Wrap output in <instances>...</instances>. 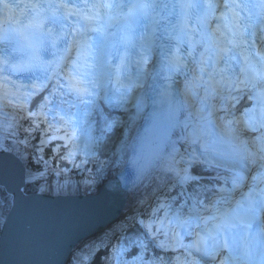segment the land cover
I'll return each instance as SVG.
<instances>
[{"label":"water","instance_id":"water-1","mask_svg":"<svg viewBox=\"0 0 264 264\" xmlns=\"http://www.w3.org/2000/svg\"><path fill=\"white\" fill-rule=\"evenodd\" d=\"M123 183L108 179L88 196L24 193L25 171L0 152V189L10 207L0 225V264H66L72 250L115 223L128 199Z\"/></svg>","mask_w":264,"mask_h":264},{"label":"rangeland","instance_id":"rangeland-1","mask_svg":"<svg viewBox=\"0 0 264 264\" xmlns=\"http://www.w3.org/2000/svg\"><path fill=\"white\" fill-rule=\"evenodd\" d=\"M103 81V79H102ZM65 82V83H64ZM62 83L65 85V87L63 88L66 92H64L63 95H65L66 93H69L71 94L72 97L70 98H66L68 100H73V104H71V110L70 111V116L68 115H64L62 113H59V111H57V116L62 118L63 119V122L65 121V125H68L70 127V131L73 132L74 131V134L72 136H76V137H81L82 135V129L84 127H86V123H88L89 125H93V119L90 118L89 116H87V105H89V102L88 101H96L98 99H100V96L99 94L97 95V93H99L100 90H98L96 87H95V84H94V88L92 87L91 89V93L88 92V91H84L83 92V96H81V94H78V93H74L72 91H70V89L66 88L67 87V84H66V80L62 81ZM78 94V95H77ZM65 97V96H63ZM105 100V99H104ZM126 99L125 102H120L121 105H125L126 103L128 102H131L133 100H128ZM106 101V100H105ZM111 101H116V100H112ZM78 102H84L83 105H79ZM107 103H110L108 101H106ZM132 103V102H131ZM129 108V106L127 105L126 108H124L125 110H122L123 112L126 111V109ZM135 110V108H133ZM84 111V112H83ZM77 112V113H76ZM53 115H55V113H52ZM12 115H15L17 116L18 118H25V115L23 114H12ZM126 117V116H125ZM139 117V116H138ZM138 117H136V120H133L132 121V125L130 126H127L125 127V131L123 133V135L121 136V138L119 140H117L114 145H115V150L113 151V153L107 157L103 163L100 164V167H98L97 169H93L91 172H90V175H87L86 173H84V175L82 176L83 177V180L85 181V183L87 184L88 186V190L93 193L96 189H98V187L100 185H102L107 179H109L112 175V173L115 171V169L118 167V164H119V161L122 159V151L124 150L125 148V144L130 140V137L131 135L133 134V131H134V127H135V123L137 122L138 120ZM75 120L77 122V127L75 128V130L73 129V127L71 126V123H69V121L67 120ZM63 125V124H62ZM5 125H1L0 124V146L2 145V147L5 149H7L8 151H10V149L12 150V153H15L14 150H17L18 148H14V144L13 142L15 141L14 139V136L9 132V130L7 129V127H4ZM178 129H180V126L177 127ZM87 130H89L88 128H85ZM182 129V128H181ZM48 130L50 131V129L48 128ZM181 132H183L181 130ZM83 133H86V132H83ZM58 134V133H57ZM4 138H3V137ZM6 136V137H5ZM34 137V135H31ZM2 137V138H1ZM75 139L70 141L71 144L73 145H76L75 144ZM212 141V140H211ZM40 144V143H39ZM193 146V145H192ZM70 150H71V153L76 155L77 153L79 152H88L91 150V148H93V146H88L87 144H85L84 142H79L77 144L76 147H72L70 146ZM14 148V150H13ZM23 150V148H21ZM6 150V151H7ZM36 152L40 154V147H39V150H38V147L36 148ZM208 155L205 154V152L202 153V159L199 158V160L195 161L193 164L190 165V167L188 166V168H192V167H195L197 165H202L203 163H219L218 162L219 160H217L216 158L212 157L211 155L209 157H207ZM181 161H182V158H179ZM74 160V159H73ZM217 160V162L215 161ZM177 162V161H176ZM35 166H37L36 163H34ZM53 166L50 165L51 169L50 168H45V169H42L44 170L43 172L40 171L38 172L37 174L39 175H42L44 177V181L43 183L38 187L41 190H43V187L42 186H45L46 185V182H49L51 179V174L50 172L53 173L54 170L52 169H55L57 170L54 166V164H52ZM174 166H177L176 163H173L171 165L172 168H174ZM68 166H66L67 168ZM187 166H185L182 170L183 172L180 173L176 179V176L174 175L175 174V171H173V169H164V168H161L160 171H158L159 169H156V172L153 173L152 175H150V178L149 180H147V182H145V184L143 185V187L145 188V195H146V199L148 201V206L145 208V209H149L151 210L149 214L152 213H156L157 210L161 211L162 210V203H161V200L160 198L162 193H164L163 191L167 189L168 186H170V184H173L175 181H179L180 184L183 183V180H187V179H190L189 176L184 172L186 170ZM51 170V171H49ZM184 173V174H183ZM57 174V173H56ZM62 175H67V171H63L61 174L57 175V176H61V178H63ZM27 177V181H28V178L32 177L31 174L28 173V175L25 176V178ZM48 178V179H46ZM176 179V180H175ZM72 183H68V185H73L74 184V181L73 179L70 180ZM31 188L33 190H35L32 185H30ZM42 187V188H41ZM47 188V187H46ZM155 188V189H154ZM71 188L69 189V192L71 193ZM139 192V191H138ZM236 193V191H235ZM139 196H140V193H138ZM155 195L157 197V199L155 198ZM7 196V195H6ZM221 197H225V195H221ZM140 198V197H139ZM139 198H138V201H139ZM9 199V197H8ZM159 199V200H158ZM237 200L238 203L240 205H245L244 202H245V199L243 198V195L241 192H239L238 196H237ZM137 202V198L135 196H133V200L131 202H128V204L126 205H129L126 207H124V210L126 211H130V218L128 219H123L122 220V214H121V218L116 221L115 225H111L109 228H107V233L106 232H103L101 235H104L106 237H108L107 235H110L114 232H119L122 228H124V226L129 222L130 219H133L132 215H135L134 219H137L136 218V212H134L133 210V207H136L135 204ZM152 202H155V204H153ZM153 204V206L151 208H149L150 204ZM208 209H205L204 207V210H203V213L206 214H209L211 211H209V209L213 208L212 206H207ZM211 207V208H210ZM203 208V207H202ZM162 215H160L161 217V220H160V227H161V230L163 232L166 233V235L168 234L169 232V228H168V225L169 224H175V226L177 227V231H181V229H183L184 227H182V224L184 223L183 221H181L180 217L178 214H174L173 216H170L169 214H167L165 211H161L159 212ZM132 216V217H131ZM133 219V220H134ZM1 225V224H0ZM184 226V225H183ZM152 237H154L153 233H152ZM92 242V241H90ZM93 243H94V240H93ZM142 243V242H140ZM87 245H84V247L80 248L78 247V251L76 254L72 253V255H74L73 257L76 259V261H84L85 259V252L88 251L86 250V248L89 246L88 243H86ZM95 245V244H93ZM76 250V249H75ZM86 250V251H85ZM74 252V251H73ZM144 252L139 255L137 258L133 259V256H130V254L127 255H119V258L118 260L116 261H120L123 257H129V258H126V260L123 262V263H114V264H149L147 262H145V257H144ZM81 257H84L83 259H81ZM121 257V258H120ZM73 259V258H72ZM112 259H114V256H112ZM158 264H161V263H158ZM167 264H171V263H167Z\"/></svg>","mask_w":264,"mask_h":264},{"label":"trees","instance_id":"trees-1","mask_svg":"<svg viewBox=\"0 0 264 264\" xmlns=\"http://www.w3.org/2000/svg\"><path fill=\"white\" fill-rule=\"evenodd\" d=\"M104 114L107 123H112L109 124L111 126L114 124V129L112 131L111 127H108L109 130L107 133H102L101 128L98 129L101 137L95 138L96 143L92 145L93 148H91L90 151L93 156L88 159L89 162L86 161V165L84 162L83 166L85 169L89 166L91 170L100 167V164L115 150L114 143L121 138L125 131V127L132 125V121L136 118V111H134L132 107L127 109L126 112L119 110L113 113L111 110H107ZM97 142H100V144ZM36 167H38V164ZM45 167V163L43 162L42 168L45 169ZM192 168L193 169L190 168L191 175L193 176L192 181H184L182 184H180V182L173 185L170 184L161 195L162 198H160V200L162 205L171 211L180 210L184 208V206L185 211H187L191 206H195L197 201L202 200V198L206 199L208 195L212 196V193L215 192L213 190L217 182L209 179L211 176H214L215 172L202 166H195V168ZM36 170L38 171L39 169ZM71 172L77 173L76 170ZM37 186L38 184L32 185L33 188H37ZM24 191L25 193L35 192L30 185L27 186ZM9 201L4 191L0 189V224L9 209ZM147 238L146 232L138 223L129 222L123 231L114 232L110 237L98 236L94 239V243L93 240L89 242L87 250L90 252H85L84 261H76V259L73 258L70 264H75V262L76 264H114L121 254L127 256L130 254V256H133V259H135L143 252H145V262L149 264H162L164 255L155 250L152 255L148 253L147 246L151 248V243ZM112 256H114V259H112ZM129 257H123L121 260H125ZM156 258L159 259V261H155Z\"/></svg>","mask_w":264,"mask_h":264},{"label":"bare ground","instance_id":"bare-ground-1","mask_svg":"<svg viewBox=\"0 0 264 264\" xmlns=\"http://www.w3.org/2000/svg\"><path fill=\"white\" fill-rule=\"evenodd\" d=\"M49 39V37H44V41H47ZM78 43V42H77ZM75 42V45L77 44ZM79 44H80V41H79ZM75 45L73 44V41L70 42V45H69V48L67 50V52L65 54H63V58H67V60H72L74 58V48H75ZM87 45V44H86ZM62 63H66V61L62 60L61 61ZM78 67L81 69V71L84 73V74H87L86 71L83 70V67L78 65ZM94 70V69H92ZM102 70V69H101ZM99 69V73L101 74L100 76H92V81H94L95 84H98L99 82H102V77H103V72ZM92 90V89H91ZM79 94V93H78ZM77 94V95H78ZM35 101V100H33ZM35 104V103H34ZM126 105V104H125ZM10 106L7 107V109H9ZM29 113L28 114H32V111L31 109H29ZM84 112V111H83ZM21 113V110L19 109H13V111L11 112V117L13 116L12 114H19L20 115ZM77 113V112H76ZM51 124L54 126L55 125V122L54 121H51ZM184 125H192L188 119H179L176 121V127H179L180 126V129L181 127H183ZM68 126V125H67ZM58 129L59 128V125L56 126ZM50 130L51 128L48 127ZM70 128V127H69ZM166 134L159 146V150H157L154 154H153V158L151 159V162L148 164L147 166V171H148V174L143 178V180L141 181V185L140 186H143L145 184V182H147V180H149L150 178V175H152L153 173L156 172V169H159V168H164V169H169V167H171V165L173 163H176L177 166H174V170L175 171V174L174 175H177V173H182V169L187 166L190 167L191 164H193L195 161L202 159V153L201 151H197V149L192 146L191 144L187 146L184 145L185 147H179L177 145V143H175L177 141V139L183 137V132H181V130L179 129H169L168 126H166ZM182 129H185V128H182ZM191 130V129H190ZM193 131V130H192ZM72 133L71 132V136H69V138H73L72 137ZM59 134V133H58ZM57 133L55 135H58ZM3 137V136H2ZM1 137V138H2ZM6 137V136H5ZM4 138V137H3ZM212 142V141H211ZM77 146V145H76ZM71 148V147H70ZM129 148H130V144L128 146H126L124 148V150L122 151V159L125 160L127 155H128V152H129ZM8 151V150H7ZM17 152L15 153L16 155H21L22 154V149L18 148L16 150ZM210 153H212V151H208ZM212 157L216 158L217 160L221 161V163L225 166V167H231V165L233 164L232 162V159L231 158H222L221 155H218V154H211ZM179 158H182V161L181 162H176V159H179ZM25 158L22 157V162ZM52 164L56 165L54 166L57 170L55 169H52L54 170L53 173L50 172L51 174V185L49 184L46 188L47 192H40V193H50V194H54L55 196L58 195V194H61L63 195L64 197L66 198H71L72 196H87L86 193H84V191L81 189L80 185H75L73 184L72 186L71 185H68L66 181H61L63 178H67L66 175H62L63 178H61V176H57L59 174H61L63 171L60 170L59 168V163H56L54 161H51ZM51 163L50 165L53 166ZM35 165V164H34ZM198 166V165H197ZM51 169V167H50ZM74 170H76V168H73ZM36 171L37 173L40 172V171H44V170H34ZM51 171V170H49ZM263 171V170H262ZM66 172V171H65ZM264 172V171H263ZM41 173V172H40ZM57 173V174H56ZM184 174V173H183ZM26 176V175H25ZM115 175H113V179H115ZM179 177V176H178ZM27 178V177H26ZM26 178H25V182H26ZM73 179V178H72ZM71 179V180H72ZM73 181H76L77 183L79 182V178H77L76 180H73ZM262 182H264V179L262 180ZM61 184L63 187H65L67 189V192H65L63 189L60 190V187H58L57 184ZM139 186V187H140ZM264 183L263 185L261 186L260 190L261 192L264 191ZM38 187V186H37ZM46 187V186H44ZM56 187L59 188V190H56ZM169 187V186H168ZM71 188V193L69 192V189ZM140 189V188H139ZM134 189L132 192L129 193L128 195V200L126 201V204H128V202H131L133 200V196H135L137 198V202L135 204L136 207H133V211L136 212L135 214L137 215L136 218L139 219L140 218V211L141 209H138L140 207H142L143 204L139 203L138 201V198L140 197L138 193H141V189ZM155 189V188H154ZM3 191V190H2ZM139 191V192H138ZM256 191V190H255ZM146 192V191H145ZM264 192L261 194L263 195ZM72 195V196H71ZM3 196V195H2ZM210 198H216L217 200H220V197L218 195H209ZM2 201V200H1ZM8 202V201H7ZM125 204V205H126ZM129 206V205H126V207ZM130 211H126V210H122V212L119 214V218L118 220L121 218V214H122V220L124 219H128L130 218ZM2 216V215H1ZM237 216V219L240 218V215H235ZM235 216H230L225 222L227 223L226 227H229L231 225V222H233V219H230L231 217H234ZM239 216V217H238ZM3 218V217H2ZM117 220V221H118ZM132 220V219H130ZM116 223V222H115ZM107 233V232H106ZM80 245H86V242L83 240L80 242ZM73 251H76L75 249L72 250ZM71 252V253H72ZM84 257H81V259H83ZM215 257H213L214 259ZM219 258V256H217V259ZM228 259V258H226ZM212 260V259H211ZM222 260V259H221ZM248 264H252V258H248ZM68 264V263H67ZM74 264V263H73ZM76 264V262H75ZM209 264V263H208ZM233 264V263H232Z\"/></svg>","mask_w":264,"mask_h":264}]
</instances>
